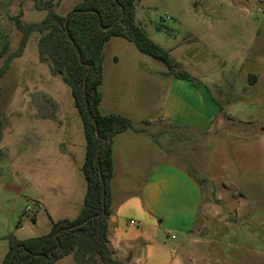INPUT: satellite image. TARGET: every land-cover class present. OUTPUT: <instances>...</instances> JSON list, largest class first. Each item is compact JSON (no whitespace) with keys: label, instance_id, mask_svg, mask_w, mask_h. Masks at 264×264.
Returning <instances> with one entry per match:
<instances>
[{"label":"rangeland","instance_id":"374dc122","mask_svg":"<svg viewBox=\"0 0 264 264\" xmlns=\"http://www.w3.org/2000/svg\"><path fill=\"white\" fill-rule=\"evenodd\" d=\"M50 1L67 15L81 0ZM45 15L33 0H0V51L5 42L9 51L19 47L16 16L31 23ZM135 21L171 46L177 69L203 78L196 87L204 99L193 106L195 115L156 123L174 77L127 38L107 41L101 109L118 110L133 125L114 143L113 207L124 203L141 231L148 224L143 214L150 213L137 203L145 184L157 168L173 166L201 198L194 215L183 204L186 188L164 192L172 212L152 223L167 264H264V0H136ZM38 36L30 35L0 79V264L11 234L23 239L47 231L44 203L55 216L71 210L69 199L50 205L52 194H78L85 182L82 121L70 87L39 60ZM68 157L72 163L64 164ZM148 234L159 248L154 232ZM138 249L133 243L126 264H145ZM74 261L68 254L53 264Z\"/></svg>","mask_w":264,"mask_h":264},{"label":"trees","instance_id":"16d2710c","mask_svg":"<svg viewBox=\"0 0 264 264\" xmlns=\"http://www.w3.org/2000/svg\"><path fill=\"white\" fill-rule=\"evenodd\" d=\"M33 1L37 9L46 10V15L31 23L16 16V26L22 32L19 47L9 51V42H5L0 51V57L4 56L0 79L12 59L21 55L30 35L38 33L39 60L70 87L83 124L86 155L82 170L87 189L76 218L52 220L50 230L40 235L20 239L11 234L2 264H53L68 254L75 258L71 264H126L110 243L108 218L113 211V138L133 125L122 113L100 111L105 44L112 36L125 37L140 52L163 61L173 77L195 86L202 81L185 69H177L170 50L136 23V0H81L67 15L54 10L50 0Z\"/></svg>","mask_w":264,"mask_h":264},{"label":"crops","instance_id":"0c3cea01","mask_svg":"<svg viewBox=\"0 0 264 264\" xmlns=\"http://www.w3.org/2000/svg\"><path fill=\"white\" fill-rule=\"evenodd\" d=\"M163 46V45H162ZM164 47V46H163ZM165 48L169 49L170 52L173 51L171 46H166ZM177 62V61H176ZM104 73V70H103ZM198 77L202 84H204V80L200 75H195ZM104 79L105 76L103 75L102 83L100 85L101 92H102V101L105 97V91L102 88L104 86ZM201 85V84H200ZM201 99H204L201 93V90L198 89L195 85L190 84L189 81L185 79H180L174 77L173 80L170 83V96L166 103L163 104L161 107V115L159 119L156 120V123H163L165 119H173L176 120L181 116L186 115H195L192 113V110L194 109L193 106H195L196 102L198 100L201 101ZM100 103V104H101ZM187 110L188 113H184V111ZM100 111L104 113L101 109L100 105ZM111 112H119L118 110H114ZM110 113V112H109ZM83 125V124H82ZM121 132L113 138V176L115 175V167H116V161L114 159V143L116 140V137L121 135ZM84 133V130H83ZM85 137V135H84ZM49 144L52 143V140L47 141ZM85 155H86V139H85ZM85 160V156H84ZM84 160L82 162V165L84 163ZM71 164V157H68L67 160L64 161V164ZM81 165V169H82ZM83 171V170H82ZM156 174L153 175L145 184L142 198L139 201L144 202L146 205L149 206V212L150 213H144L143 218L146 219L148 222L147 226L143 228L141 231H139L137 228H134V223H131L130 220H133L131 218L127 219L125 213H124V203H117V205L113 207V192L111 189V206H112V213L109 215L108 222H109V239L112 247L116 250V254L119 258H131V255L128 256V251L131 249V246L133 243H135V246L139 245L140 249L139 253H141L142 256H140L138 259H141V261H145V264H167L169 262V257L162 256L161 252L163 250V246L161 243V236L158 234V228L156 225H154L153 222V216H163L164 218H168L169 215L172 212V209L166 208L165 205L167 203H170V196H166L163 198L164 192H167V190L174 185H179L181 188H186L185 192V198L184 203L188 204V208H186L188 211H192V214H197L199 210V202H200V194L198 193L197 186L195 183L190 179V177L183 173L180 169H177L170 165H162L161 167L157 168ZM84 174V172H83ZM85 176V174H84ZM112 180V179H111ZM110 187H111V181H110ZM87 189V180L85 177V182L83 185H81V189L79 190L78 194H69L64 195L61 194H52L55 200L51 201L49 204H57L60 203L61 205L64 203L63 199H69L67 200V204L72 205L71 210L68 213L65 214H58L56 212V216L54 215V212H50V207H48V203H44L45 212L47 214L48 219L46 220V228L48 232L51 228L52 220H58L62 218H69L74 219L78 216L83 202L84 197ZM66 197V198H64ZM35 201H38L37 198H34ZM42 201L44 202V197H40ZM46 200V199H45ZM41 202V201H38ZM60 213V212H59ZM53 214V215H52ZM173 219V217L170 216V221ZM163 223L162 220L159 221V225ZM148 229H151L152 232H154L155 238L157 240V244L159 248H153L152 247V239L149 238ZM45 232V233H46ZM172 238H174V234L172 235ZM128 256V257H127ZM130 260V259H129Z\"/></svg>","mask_w":264,"mask_h":264},{"label":"built area","instance_id":"2783aa9c","mask_svg":"<svg viewBox=\"0 0 264 264\" xmlns=\"http://www.w3.org/2000/svg\"><path fill=\"white\" fill-rule=\"evenodd\" d=\"M168 17V16H167ZM25 210L27 211V212H29L30 211V205H27L26 207H25ZM130 222L131 223H134V220H130Z\"/></svg>","mask_w":264,"mask_h":264}]
</instances>
